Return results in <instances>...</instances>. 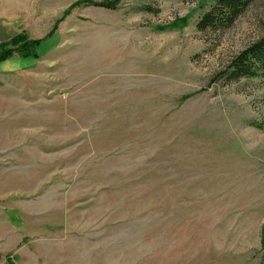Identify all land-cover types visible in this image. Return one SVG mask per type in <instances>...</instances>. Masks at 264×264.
<instances>
[{
    "label": "rangeland",
    "instance_id": "374dc122",
    "mask_svg": "<svg viewBox=\"0 0 264 264\" xmlns=\"http://www.w3.org/2000/svg\"><path fill=\"white\" fill-rule=\"evenodd\" d=\"M213 2L0 0V264H264V0Z\"/></svg>",
    "mask_w": 264,
    "mask_h": 264
},
{
    "label": "trees",
    "instance_id": "16d2710c",
    "mask_svg": "<svg viewBox=\"0 0 264 264\" xmlns=\"http://www.w3.org/2000/svg\"><path fill=\"white\" fill-rule=\"evenodd\" d=\"M105 8H116L118 0H82ZM253 0H214L196 22L200 31L220 30L231 26ZM38 39L29 38L24 33L15 34L7 41V47L0 51V61L6 60L14 52L28 57L38 56ZM223 81H237L242 78H259L264 81V35L252 42L245 49L233 56L228 64L218 73ZM264 129V124L251 123ZM261 246L264 249V233L261 232Z\"/></svg>",
    "mask_w": 264,
    "mask_h": 264
}]
</instances>
